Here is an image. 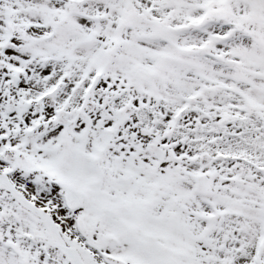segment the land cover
<instances>
[{
  "label": "snow or ice",
  "instance_id": "1",
  "mask_svg": "<svg viewBox=\"0 0 264 264\" xmlns=\"http://www.w3.org/2000/svg\"><path fill=\"white\" fill-rule=\"evenodd\" d=\"M0 264H264V0H0Z\"/></svg>",
  "mask_w": 264,
  "mask_h": 264
}]
</instances>
